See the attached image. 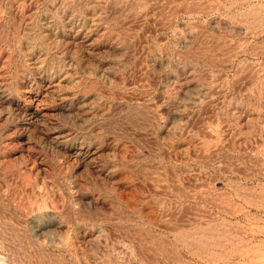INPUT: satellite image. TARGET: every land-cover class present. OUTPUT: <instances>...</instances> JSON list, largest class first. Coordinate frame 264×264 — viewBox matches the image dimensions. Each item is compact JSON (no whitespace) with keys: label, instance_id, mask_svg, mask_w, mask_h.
<instances>
[{"label":"rangeland","instance_id":"1","mask_svg":"<svg viewBox=\"0 0 264 264\" xmlns=\"http://www.w3.org/2000/svg\"><path fill=\"white\" fill-rule=\"evenodd\" d=\"M0 264H264V0H0Z\"/></svg>","mask_w":264,"mask_h":264}]
</instances>
